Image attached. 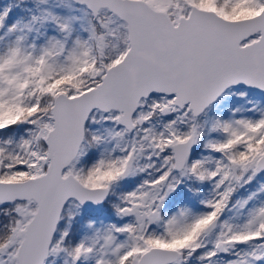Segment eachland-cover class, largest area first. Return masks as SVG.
I'll use <instances>...</instances> for the list:
<instances>
[{
	"label": "snow or ice",
	"instance_id": "obj_1",
	"mask_svg": "<svg viewBox=\"0 0 264 264\" xmlns=\"http://www.w3.org/2000/svg\"><path fill=\"white\" fill-rule=\"evenodd\" d=\"M0 264H264V0H0Z\"/></svg>",
	"mask_w": 264,
	"mask_h": 264
}]
</instances>
